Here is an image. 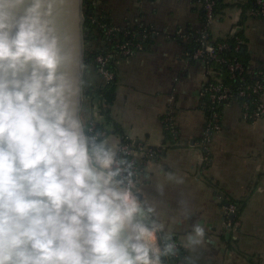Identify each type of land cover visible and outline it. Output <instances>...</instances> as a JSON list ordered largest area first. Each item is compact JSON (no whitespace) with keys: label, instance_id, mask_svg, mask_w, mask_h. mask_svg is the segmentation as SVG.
Listing matches in <instances>:
<instances>
[{"label":"crops","instance_id":"1","mask_svg":"<svg viewBox=\"0 0 264 264\" xmlns=\"http://www.w3.org/2000/svg\"><path fill=\"white\" fill-rule=\"evenodd\" d=\"M98 12L115 25L151 27L161 35L143 51L114 60L117 97L112 122L91 107V119L105 125V146L115 151L120 126L136 147L165 146L156 159L138 154L141 167L133 189L157 226L156 236L177 238L189 264H264V119L243 118L238 101L224 106L222 130L213 136L209 164L197 146L209 119L207 98L201 94L205 70L192 59L188 42L178 36L202 28L200 0H94ZM225 6L212 26L219 40L242 33L252 67H264V18L242 9L249 0H220ZM89 85L102 82L92 70ZM176 123L178 142L170 144L163 120ZM89 119V118H88ZM239 208L236 218L227 208ZM234 219L235 228L227 222ZM153 224V223H152ZM204 229L200 243L189 244L194 226Z\"/></svg>","mask_w":264,"mask_h":264},{"label":"clouds","instance_id":"2","mask_svg":"<svg viewBox=\"0 0 264 264\" xmlns=\"http://www.w3.org/2000/svg\"><path fill=\"white\" fill-rule=\"evenodd\" d=\"M53 4L0 0V264H161L174 246H155L114 151L74 115Z\"/></svg>","mask_w":264,"mask_h":264},{"label":"built area","instance_id":"3","mask_svg":"<svg viewBox=\"0 0 264 264\" xmlns=\"http://www.w3.org/2000/svg\"><path fill=\"white\" fill-rule=\"evenodd\" d=\"M203 11H204V22L202 28L195 32H189L183 34L181 31L178 32V36L182 39L188 40L194 37L196 34V42L199 47L192 53V59L200 61L203 64L205 70V81L202 85L201 94L203 97L209 100L210 106L208 107L209 119L205 125L202 138L198 142L197 146L202 155V163L209 164L211 155V145L213 142L214 134L222 130V115L218 112V104L228 102L232 97L240 98L242 103L243 118L247 121L255 122L260 119H264V71L260 67H249L245 70L243 64L240 62H230L225 59L221 53L225 51L229 45L227 44V36L223 39H215L212 36L211 29L217 19L215 14L216 0H200ZM256 8L249 11V14L262 18L264 17V0H255ZM93 24L101 30L104 37H114L119 33H124L125 36L136 39L135 41H124L122 43L115 44L112 49H109L106 55H99L96 58V62L99 66V71L106 82L113 79L114 74L108 71V65L115 60L117 55L123 57H129L137 51H143L145 49V43L159 37L161 35L158 30L151 27L145 26H134L122 28L117 25H113L104 20V17L92 18ZM236 39V50L240 48L243 41L237 34L231 35ZM138 39V41H137ZM114 48V50H113ZM223 65L226 67L230 78L240 77V81H245V74L249 76V79H253L252 84H242L236 93H233L231 85L226 84L222 77V72L217 67ZM165 132H169L174 144L178 142V131L176 123L171 116H166L163 120ZM95 125L91 126V131L94 130ZM165 146L151 147L149 145L136 147L133 142H121L115 149V161L114 168L118 167L121 171L116 177L117 180L122 181L123 188H133V183L141 174V167L136 161L138 154L142 155L148 160L158 158L164 151ZM133 191V189H132ZM134 192V191H133ZM135 193V192H134ZM239 208L235 204H230L227 208V215L235 214V218L238 214ZM234 219H229L227 226L229 230L235 228ZM157 247L161 249L158 241H156ZM168 244L174 246L172 255L179 260L176 264H184L180 258L178 249L180 247L179 242L170 241ZM162 250V249H161ZM161 264H165L161 261Z\"/></svg>","mask_w":264,"mask_h":264},{"label":"trees","instance_id":"4","mask_svg":"<svg viewBox=\"0 0 264 264\" xmlns=\"http://www.w3.org/2000/svg\"><path fill=\"white\" fill-rule=\"evenodd\" d=\"M216 10L215 14L218 16L222 9L225 7L220 0H216ZM256 8L255 6V0H249L248 4L245 6L243 5L242 9L244 12L251 11L252 9ZM83 12H84V35H85V52H84V65L85 68L92 70L94 73L98 74V77L102 79V82H96L92 83L93 85H89L87 82V85L84 89L83 98L87 101V103L95 104L98 106L100 110V114L104 116L105 120L107 122H112L113 119L111 118V106L114 104L116 97H117V85H118V78L116 75V67L114 65V60L108 65L107 69L108 71L112 72L114 74V77L111 81L106 82L102 76V73L99 71V66L96 62V58L103 54L106 55L109 49H112V47L115 44L122 43L124 41L130 40L135 41L134 38H129L125 36L124 33H119L117 36L114 37H104V35L101 33V30L97 27V25L93 24L92 18L96 17H104V20L108 23H111L114 25L110 19L106 17L105 14H102L98 12L97 10V4H95L94 0H83ZM202 17L204 22V11L202 9ZM264 18V17H262ZM198 35L196 34L194 37L190 38L188 40V47L190 49L191 54L194 53V51L199 47V44L196 42V37ZM237 37H240L243 41L242 45L238 50H236V39L234 36H230V38L227 39V44L229 47L221 53V55L229 60L230 62H240L243 64L245 70H248L249 67H252L250 65V58L247 52V44L246 40L243 37L242 33H238ZM138 41V39H137ZM148 43H145V47H147ZM114 50V48H113ZM222 72V77L226 84L231 85V88L233 90V93H236L238 88L244 84H252L254 82L253 79H249V76L245 74V81H240V77L236 78H230L229 73L226 70V67L223 65H219L217 67ZM262 71H264V67H260ZM234 101H238L239 103H242V100L240 98L232 97L230 101L223 102L218 104V112L221 113L224 106L231 104ZM207 107L210 106L209 101H207ZM95 125L94 130L91 131V126ZM85 133L94 139L95 143L100 144L105 142V139L109 133L106 132L105 125L102 123H97L94 121V119H87L86 124L84 126ZM113 133L118 134L122 137L123 142H130V140L126 139V136L124 135L123 131H121L120 126L114 123V129ZM165 135L167 137V140H169L170 144H174L175 141L173 140L172 135L169 132H165ZM105 145V144H104ZM135 146V144L133 143ZM106 147V146H105ZM133 189V188H132ZM134 191V189H133ZM239 213V211H238ZM153 225V224H152ZM150 225V227L152 226ZM170 241H176L178 242L177 238L175 237H167V236H161L158 234V243L161 249L163 250L166 245ZM178 252L180 254V258L182 259L184 264H189L183 254V250L181 247H179ZM178 258H175L172 255V252L168 255L161 256V261L165 264H176L178 261Z\"/></svg>","mask_w":264,"mask_h":264},{"label":"water","instance_id":"5","mask_svg":"<svg viewBox=\"0 0 264 264\" xmlns=\"http://www.w3.org/2000/svg\"><path fill=\"white\" fill-rule=\"evenodd\" d=\"M49 19L52 21L55 34L59 38L62 52L69 55L71 58L70 63H66L62 66V71L66 72L71 77L74 87V94L71 96L72 108L74 115L82 124L80 114L84 94L83 81L87 72L90 71L85 68L84 65L85 18L83 0H54L52 14ZM83 129L85 132L84 126ZM86 136L89 137L87 134ZM135 194H137L138 200L142 202V195L140 193ZM230 216L234 218L235 214H231ZM139 219L149 226L153 223L152 218L145 208Z\"/></svg>","mask_w":264,"mask_h":264},{"label":"rangeland","instance_id":"6","mask_svg":"<svg viewBox=\"0 0 264 264\" xmlns=\"http://www.w3.org/2000/svg\"><path fill=\"white\" fill-rule=\"evenodd\" d=\"M87 77H88L87 75H85V77H84V81H83V91H84L85 86L87 85V82H88ZM90 111H91V107L89 105H87V101L85 100V98H83L82 108H81V114H80L81 115V120H82L83 126H85L86 121H87L88 118L89 119H91L92 117L94 118L93 115H90L89 114ZM156 241H158V239H156Z\"/></svg>","mask_w":264,"mask_h":264},{"label":"bare ground","instance_id":"7","mask_svg":"<svg viewBox=\"0 0 264 264\" xmlns=\"http://www.w3.org/2000/svg\"><path fill=\"white\" fill-rule=\"evenodd\" d=\"M155 246H157V243L155 242Z\"/></svg>","mask_w":264,"mask_h":264}]
</instances>
